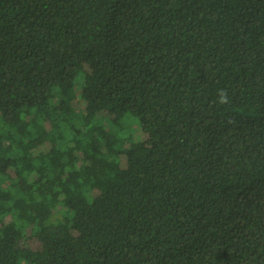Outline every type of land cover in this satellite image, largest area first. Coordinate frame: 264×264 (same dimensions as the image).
Returning a JSON list of instances; mask_svg holds the SVG:
<instances>
[{
    "label": "trees",
    "instance_id": "trees-1",
    "mask_svg": "<svg viewBox=\"0 0 264 264\" xmlns=\"http://www.w3.org/2000/svg\"><path fill=\"white\" fill-rule=\"evenodd\" d=\"M0 264H264V0H0Z\"/></svg>",
    "mask_w": 264,
    "mask_h": 264
},
{
    "label": "clouds",
    "instance_id": "clouds-1",
    "mask_svg": "<svg viewBox=\"0 0 264 264\" xmlns=\"http://www.w3.org/2000/svg\"><path fill=\"white\" fill-rule=\"evenodd\" d=\"M215 103L221 106L230 103V97L228 95L227 89L225 88L217 89Z\"/></svg>",
    "mask_w": 264,
    "mask_h": 264
}]
</instances>
